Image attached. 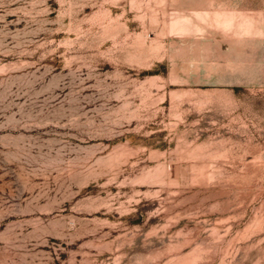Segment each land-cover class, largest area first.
Instances as JSON below:
<instances>
[{
    "label": "rangeland",
    "instance_id": "obj_1",
    "mask_svg": "<svg viewBox=\"0 0 264 264\" xmlns=\"http://www.w3.org/2000/svg\"><path fill=\"white\" fill-rule=\"evenodd\" d=\"M203 2L0 0V264H264L263 17Z\"/></svg>",
    "mask_w": 264,
    "mask_h": 264
},
{
    "label": "crops",
    "instance_id": "obj_2",
    "mask_svg": "<svg viewBox=\"0 0 264 264\" xmlns=\"http://www.w3.org/2000/svg\"><path fill=\"white\" fill-rule=\"evenodd\" d=\"M189 1V0H187ZM200 11L208 15L203 22H221L236 24L235 29H259L260 16L264 24V0H203ZM230 37V35H216L215 37Z\"/></svg>",
    "mask_w": 264,
    "mask_h": 264
}]
</instances>
